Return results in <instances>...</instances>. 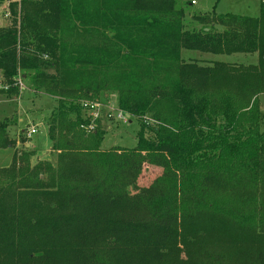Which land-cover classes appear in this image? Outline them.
Listing matches in <instances>:
<instances>
[{
	"label": "trees",
	"instance_id": "obj_1",
	"mask_svg": "<svg viewBox=\"0 0 264 264\" xmlns=\"http://www.w3.org/2000/svg\"><path fill=\"white\" fill-rule=\"evenodd\" d=\"M189 5L11 3L0 94L18 96L20 78L56 105L51 158L32 164L24 142L0 169V264L55 254L60 264H171L172 252L197 253L193 264H264V0L255 17H188ZM184 51L257 60L204 65ZM110 93L140 124L135 148L103 149L100 120L82 128L91 116L81 102ZM7 127L0 148L16 146ZM145 165L161 170L143 185Z\"/></svg>",
	"mask_w": 264,
	"mask_h": 264
},
{
	"label": "rangeland",
	"instance_id": "obj_2",
	"mask_svg": "<svg viewBox=\"0 0 264 264\" xmlns=\"http://www.w3.org/2000/svg\"><path fill=\"white\" fill-rule=\"evenodd\" d=\"M188 2L191 0H182ZM196 3L188 6V17L192 13L205 14L215 11L217 14L235 13L248 16H258L260 14V5L263 0H195ZM5 16L4 2L0 8ZM6 17V16H5ZM10 18V17H7ZM236 55H211V54H198L191 51H184L183 57L187 60L200 59L202 64L210 65L214 60L222 61H238L242 63L254 62L257 56H251L249 59L239 57L234 59ZM20 79V78H19ZM22 81V80H21ZM28 83L22 81L20 88L22 89L18 96H10L7 94H0V98L17 97L13 106L9 104L4 111L0 110V123L8 124L7 134L13 140H19L14 148H0V169L6 170L9 166L2 167L6 162L13 161L14 152L24 151V142L27 144L31 142L33 145L29 147L32 149L34 155L31 157L32 164L39 160H48L51 158L50 149L52 147L50 137L48 135V120L51 114V108L56 105L52 97L46 95L35 94L34 91L27 86ZM111 92V91H110ZM100 101L104 104L101 116V125L106 130L102 148L109 150L113 147L119 146L123 148H135L138 143L137 135L140 130V124L134 117L128 115V123L118 121L116 118L110 116L111 107L117 105V95L110 93L108 98H102ZM116 106H113L115 108ZM261 109L264 114V106L261 104ZM30 114L28 116L27 114ZM32 113V114H31ZM35 126L37 132L33 134L32 138H28L27 132ZM25 129V130H24ZM264 129V119L262 124ZM24 130V131H23ZM23 138H26L25 140ZM12 163V162H11ZM4 168V169H3ZM161 169L154 166L145 165L143 175L141 177V184H149L155 174L160 172ZM156 242L145 241L142 245H153ZM136 244V243H134ZM197 254V253H196ZM187 252H172L167 255L164 260L171 264H193L197 260L198 254ZM51 264H60L58 256L55 254L52 258Z\"/></svg>",
	"mask_w": 264,
	"mask_h": 264
},
{
	"label": "built area",
	"instance_id": "obj_3",
	"mask_svg": "<svg viewBox=\"0 0 264 264\" xmlns=\"http://www.w3.org/2000/svg\"><path fill=\"white\" fill-rule=\"evenodd\" d=\"M4 2V7H5V16L6 17H12L11 10H10V5L13 2H18L20 3L21 0H3ZM192 4H195V0H191ZM19 85L22 84L21 79L18 80ZM260 100L262 102V105L264 106V94L260 97ZM82 107L89 112V115L91 116V122L88 125H82V128L85 129L88 133L94 131L96 128L95 122L97 120L101 119L102 112H103V106L104 104L99 101V100H84L81 102ZM113 106H116L113 108ZM111 107V113L110 116L116 118L118 121H122L125 123H128V114L125 113L124 111L120 110L117 105H113ZM37 132V128L35 126H32L29 131L27 132L28 138H32L33 134Z\"/></svg>",
	"mask_w": 264,
	"mask_h": 264
},
{
	"label": "crops",
	"instance_id": "obj_4",
	"mask_svg": "<svg viewBox=\"0 0 264 264\" xmlns=\"http://www.w3.org/2000/svg\"><path fill=\"white\" fill-rule=\"evenodd\" d=\"M1 5H2V3H1ZM1 5H0V8H1ZM12 18H13V16L10 17V18L5 17L4 14L2 13V11H0V27H6V26L10 25L11 22H12ZM16 99H17V97H13V98L12 97H10V98H8V97L7 98H2L1 97L0 98V110L3 112L4 109L6 108V106H8L9 104H11L13 106V103L16 101ZM27 115L30 116L29 113ZM18 142H19V140H17V143ZM31 145H33L31 142H28L26 144L27 147H31ZM50 152H51V149H50ZM6 161H5L4 166H2V167L9 166L11 164V162H12V160L10 162L9 161L6 162Z\"/></svg>",
	"mask_w": 264,
	"mask_h": 264
}]
</instances>
